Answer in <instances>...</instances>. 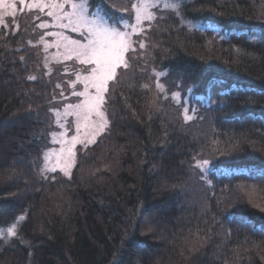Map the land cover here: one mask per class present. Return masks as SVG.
<instances>
[{
	"label": "trees",
	"instance_id": "trees-1",
	"mask_svg": "<svg viewBox=\"0 0 264 264\" xmlns=\"http://www.w3.org/2000/svg\"><path fill=\"white\" fill-rule=\"evenodd\" d=\"M173 1L136 35L107 128L70 177L37 175L56 91L28 79L41 65L25 33L13 52L1 28L0 226L25 219L0 239V264H264V0ZM204 161L263 167L219 176Z\"/></svg>",
	"mask_w": 264,
	"mask_h": 264
},
{
	"label": "rangeland",
	"instance_id": "rangeland-1",
	"mask_svg": "<svg viewBox=\"0 0 264 264\" xmlns=\"http://www.w3.org/2000/svg\"><path fill=\"white\" fill-rule=\"evenodd\" d=\"M9 2H11V0H9ZM15 2L17 4V11L15 12V17L13 18L11 16L4 15L3 23H0V30L1 28H5L11 37L9 39V42H15L12 45H10L13 52L16 50L20 51L21 49V42H20L21 37L18 38V36L15 35L21 33L20 36H22L25 33L24 42L22 43H24L25 46L33 45L37 50L36 53L40 56L41 69L38 68L37 74L41 75L43 79H40L41 77H39L35 73H33L34 76L36 77L37 80L39 79V81L43 82L46 86H49L50 84L54 85L56 91V97H54L53 99L55 100V105L54 108L52 109L50 129L44 143L45 145L43 146L41 152L42 161L38 160L37 162L39 163L41 161L40 166L38 165L37 167V175L39 176V178L42 179V178H46L49 174L56 172H61L64 174V171H62L61 169L65 167L66 163L69 165L68 172L70 173L75 165L77 149L79 147H82V145L80 144L76 145V147L73 150L75 155L71 161L66 160V154L65 156L62 157L60 153L62 149H66L69 146L67 144V141L70 139V137L76 134L75 127L77 123V118L74 115V109L68 108V105L78 104L83 99V97H78L76 95H73V92L74 91L80 92L84 90V84L82 80L83 77L87 75V72L85 71L87 66L82 65L79 62V60L75 59L74 56L72 59H67L66 58L67 50L65 48V44L71 40H78L80 41V43H86L84 37L87 35V29L85 27L80 29V31H72L71 27L61 26L68 23L67 19L57 20L56 15L48 16L47 12L50 10L49 8H46L44 12H40L38 10L29 11L25 6L23 10H21L19 0H15ZM45 2L48 3L55 2V3L63 4L64 0H45ZM71 2L76 3L78 5H83L86 18L90 21L95 20V22L98 24L102 23L104 20H107L109 21V23H111L123 18L126 22L134 25L136 23L134 19V15H135L134 11L130 10L126 12L124 10L125 8L130 9L131 3L139 4L140 0H131V3L127 6L125 5L124 2L122 4L117 5L114 0H101L99 2L100 3L99 5L95 6L93 4L94 7L92 5V2H90V0H71ZM165 3H168L169 5H178L173 0H148L147 5L144 7V11L151 12L154 14L155 9H161L162 11L177 9V7L176 8L169 7L165 9L163 7ZM104 5H108L113 9L117 10L118 16L114 18H109L108 13H106L102 8ZM10 11L11 9L9 8L0 7V14ZM53 11L57 13L60 12V10H53ZM72 11L73 10L71 8L70 3L65 5V7L63 8V12L71 13ZM129 16L133 18L129 20L128 19ZM30 20L31 21L33 20L32 21L34 22L33 25L27 24L28 21ZM149 22L151 21L143 20L140 28L137 29V32L130 36V40L134 41L136 35H139L142 32H144V29L149 25L148 24ZM9 24L13 26V33H10L11 31L9 30L10 28ZM40 24H45L46 27H39ZM120 30L124 31L126 29H124L123 26H120ZM127 31H131V29H127ZM81 32H83L84 35H81ZM48 33H57L59 35H48ZM41 37H43V40L41 39ZM64 38H67V40H65ZM3 39L6 40L7 38L3 37ZM45 44L49 46L45 47ZM132 48L135 49V43H133ZM130 51H132V49H129V51L126 53L125 58L127 60ZM121 68L117 70V73ZM77 73H79V78L77 76ZM131 73H132L131 75H133V72ZM111 83L112 81L109 82L108 89ZM157 83L158 82H156V84ZM73 85H75V87H73ZM107 94L108 92L106 93V95ZM175 97H177V95ZM208 100L209 99L206 100L203 98L202 99L203 103H201L199 99V105L200 106L208 105L209 104ZM40 101L43 102L45 100H40ZM175 102L179 107L181 106L183 108L184 118L186 117V115L191 117V119H187V120L185 118L186 121H190L196 118L197 111L200 110L198 105H193L194 108L192 109V105L189 104L190 100L188 99H186L185 102L181 101L180 99L175 100ZM185 109H188L187 113H185ZM93 119L96 120L98 126L100 123L98 118L94 117ZM107 125L98 135H96L95 141L106 130ZM84 131L86 130L82 127L81 135H83ZM87 131H91V127L87 129ZM62 132H66L67 135L61 137L60 133ZM199 164L201 165V167H197V169H199V171H201L203 174L214 172L216 175L219 176L241 174V173L257 175L259 174L258 170L263 167V166L246 167L250 171L245 172L243 171V169L245 168L241 166H210L209 163L207 165H204V163L202 162ZM53 169H55V171H53ZM244 219L249 220V217L244 216ZM22 222L23 221H20L19 219H17L14 222L17 225L16 227L17 234L19 232V228ZM12 224L7 226H0V229L6 231V229L10 227ZM10 238L13 237L0 236V239H4V240Z\"/></svg>",
	"mask_w": 264,
	"mask_h": 264
},
{
	"label": "snow or ice",
	"instance_id": "snow-or-ice-1",
	"mask_svg": "<svg viewBox=\"0 0 264 264\" xmlns=\"http://www.w3.org/2000/svg\"><path fill=\"white\" fill-rule=\"evenodd\" d=\"M148 0H140V3H131L130 9L125 8L124 11H134V19L136 23L130 24L126 22L123 18L118 21L109 23V21L104 20L102 23H96L95 20H88L84 13L83 5H78L72 3L71 0H64V3H48L45 0H19L21 10L26 6L29 11L38 10L44 12L46 8L50 10L47 12L48 16L56 15L57 20L67 19L68 23L61 25L62 27H71L72 31H80V29H87V35L84 37L86 43H80L78 40H71L65 44L67 50V59H72L73 56L82 65H86L85 71L87 75L83 77L84 90L80 92H73V95L78 97H83L82 101L75 105H68V108L74 109V115L77 118V123L75 127V135H72L67 141L69 145L66 149H62L60 155L63 157L66 154V160L71 161L75 155L74 148L77 144L82 145L85 149L88 145L95 142L96 135H98L107 125L108 121L105 116L104 105L106 104V93L108 92V85L110 81L116 78L117 70L121 67H128V60L125 58L126 53L129 49L133 51L132 48L134 41L130 40V36L137 32L140 28L143 20H153L156 17L151 12H145L144 7L147 5ZM71 4L72 12H63V8L67 4ZM0 7H6L11 9L10 12L0 14V23H3V16L8 15L15 17V12L17 11V4L15 0H0ZM165 9L172 7L176 8L178 5H169L165 3L163 5ZM53 10H60L59 13ZM133 17L129 16V20ZM120 26H123L124 31L120 30ZM6 27V25H5ZM39 27H46L45 24H40ZM131 29V31H127ZM142 31V29H141ZM48 35H59L57 33H48ZM81 35H84L81 32ZM43 40V37H41ZM67 40V38H64ZM31 43V42H29ZM49 45L45 44V47ZM140 48H144L143 42L139 43ZM79 78V73H77ZM29 80H35V76L28 77ZM158 88L163 89V85L159 82L156 85ZM59 87V85H58ZM75 87V85H73ZM147 87V85H145ZM63 94V93H61ZM177 93H173L175 97ZM188 109H185L187 113ZM98 118L100 121L97 126L96 120L93 118ZM186 120L191 119L190 116L186 115ZM82 122V123H81ZM84 128L83 135H81V128ZM91 127V131H87ZM61 137L66 136V132L60 133ZM63 142V141H61ZM208 162L204 161V165ZM68 164L61 170L64 171L65 175L70 177L68 172ZM197 167H201L198 163ZM55 171V169H53ZM20 221L25 219L24 216L18 218ZM17 225L13 223L10 227L5 230L0 229V236H17L16 231Z\"/></svg>",
	"mask_w": 264,
	"mask_h": 264
}]
</instances>
